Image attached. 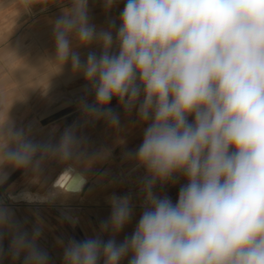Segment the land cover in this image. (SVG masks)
Returning a JSON list of instances; mask_svg holds the SVG:
<instances>
[{
	"label": "clouds",
	"instance_id": "1",
	"mask_svg": "<svg viewBox=\"0 0 264 264\" xmlns=\"http://www.w3.org/2000/svg\"><path fill=\"white\" fill-rule=\"evenodd\" d=\"M34 2L19 0L25 10ZM113 3L105 0L106 7ZM72 5L56 21L54 36L59 61L71 55L79 70L69 37L88 44L96 33L88 23L87 0ZM121 21L119 54H108L111 32L100 33L104 54H90L83 74L98 105L116 96L128 109L140 95L139 76V114L153 119L136 153L151 175L144 189L150 207L130 239L120 245L73 241L65 264H98L101 256L104 264H120L129 252V264H264V0H127ZM85 107L118 122L110 110ZM192 113L194 124L187 120ZM2 124L0 177L6 164L38 166L33 158L39 146L22 132L5 134ZM74 144L66 132L58 148L45 147L44 153L68 161ZM177 170L189 181L178 203L153 196L155 181ZM69 191L61 186L50 196ZM111 203L110 224L101 227L119 232L131 214L129 199L113 197ZM7 224L0 211V227ZM39 235L36 230L31 241L24 235L13 241L14 255L27 253L25 264H47V254L35 247Z\"/></svg>",
	"mask_w": 264,
	"mask_h": 264
},
{
	"label": "rangeland",
	"instance_id": "2",
	"mask_svg": "<svg viewBox=\"0 0 264 264\" xmlns=\"http://www.w3.org/2000/svg\"><path fill=\"white\" fill-rule=\"evenodd\" d=\"M126 2L127 0H115L113 3L115 7L120 8V19L123 12L121 9L125 8ZM72 6V0H36L25 10L19 0H0V122L3 121L2 129L5 134L15 133V120L24 115L26 121L23 123V135L27 141L38 145L39 141L47 142V138L45 133L38 131L41 123L29 121L31 115L63 113L70 109L93 114L88 112L85 106L100 108L101 113L110 110L111 114L128 110L116 96H113L107 105H98L92 82L84 77L83 66L88 56L93 54L99 59V55L105 51L103 43H70L71 52L79 56V70L74 69L71 55L65 62L59 61L55 27L43 19L57 21L64 17ZM105 7V0H87L88 23L94 29L97 26L94 22H89V17L97 12L106 13ZM111 16L109 15V18ZM137 86L142 91L143 85L139 76ZM40 130H43V127ZM10 147L14 148L15 145ZM45 147L49 145L43 144L40 148ZM5 166L7 173L2 181L7 179V182L4 187H0V211L7 214L8 224L0 227V264H25L27 253L14 255L13 241L20 235L31 241L36 230H39L40 235L35 241V247L47 254V264H65V249L73 241L114 240L120 245L131 238L141 216L147 206H150L146 202L147 193L144 190L147 179L139 185L130 186L114 184L113 181L107 184L96 182L89 188L87 197L80 199L79 196L65 193L50 196L55 193L57 179L52 183V179L47 176H34L31 166L23 168V177L20 179L23 184L16 185V167L10 164ZM138 170L140 176L146 175L147 178V170H143V165L135 169ZM132 171L133 169L123 171V176L128 177ZM24 189L33 191V194L40 192L39 194L49 197L50 202L16 205L11 194ZM151 191L153 196L159 199L158 186L153 185ZM113 197L129 199L131 214L119 232H113L110 227L102 230L101 227L104 223L110 224ZM26 231L31 233L32 237H28Z\"/></svg>",
	"mask_w": 264,
	"mask_h": 264
},
{
	"label": "crops",
	"instance_id": "3",
	"mask_svg": "<svg viewBox=\"0 0 264 264\" xmlns=\"http://www.w3.org/2000/svg\"><path fill=\"white\" fill-rule=\"evenodd\" d=\"M103 5L104 4H102V6ZM105 9L107 10L106 13L97 12L91 14L89 17V22H94L97 26L95 29L96 37L91 42L103 43L102 40L99 39V34L102 32H111L113 44L108 49V54L118 55L120 49L117 40V32L122 23L118 14L120 8L112 4L111 7H105ZM121 10H124V8ZM109 15L112 16L109 18ZM115 16L118 18H115ZM43 20L52 27L56 25L55 19L47 18ZM69 39L70 43L80 42L74 34L71 35ZM143 100L144 92L142 89L136 103L130 109L126 112L112 114L117 118V123H112L111 119L106 115L101 114L97 116L95 114L83 113L82 111H78V109L66 110L63 113L48 112L31 115V120L29 121L32 123H41L38 126V131L45 133L47 138V142H38L37 146H39V150L33 159L34 162L40 161V163L36 167L31 166L34 176H47L48 179H52L53 183L62 171L68 167H76L91 177L97 172L102 171L101 175L91 182L89 188L96 182L107 184L113 181L114 184L130 186L139 185L145 182L146 179L147 181L150 180L151 175L146 167L143 166V170H147V178L146 175L140 176L139 170L135 171L137 167L141 166L136 157V153L143 143L145 130L153 123L152 118L145 121L140 117L139 109ZM187 120L188 123L194 124V113L189 114ZM25 121L26 117L24 115L21 117L18 116L14 125L16 129L15 132L23 133V123ZM41 127H43V130H40ZM32 128H34V126ZM66 132L72 133L75 141L73 155L70 160L61 161L58 156L45 154L44 149L40 148L43 144L49 145L52 149L58 148ZM233 150L234 149H230V151ZM130 169H133L131 175L128 177L123 176V171ZM3 173L4 175L0 177V187H4L7 182V179L6 181H2L7 173L6 166L3 167ZM22 177L23 167H16V185L23 184L22 181L20 182ZM188 182V177L184 172L182 170H177L174 171L167 180L158 178L154 185L158 186L159 199L167 198L173 205H176L179 200L181 188L186 186ZM76 205L77 204H75V206ZM70 207L74 206L70 205ZM149 207L147 206V209ZM14 213L19 220L16 212ZM25 233L28 237H32L31 233L28 231ZM131 258L132 253L129 252L121 259L120 264H129ZM98 264H104L103 256L100 257Z\"/></svg>",
	"mask_w": 264,
	"mask_h": 264
},
{
	"label": "bare ground",
	"instance_id": "4",
	"mask_svg": "<svg viewBox=\"0 0 264 264\" xmlns=\"http://www.w3.org/2000/svg\"><path fill=\"white\" fill-rule=\"evenodd\" d=\"M69 169H72L70 180H68L66 177V173L68 172ZM101 173L102 171L97 172L94 176L91 177L87 173L77 169L76 167H68L56 177L57 180L55 179L56 184L54 190L56 192L57 189H59L61 186H64L68 189H71V191L67 192L66 194L72 196H79L80 199H85L87 197L86 194L90 187L91 182L96 177L100 176ZM43 197H47V196L41 195L39 193L33 194V192L31 191H20L18 193L11 194V198L16 205L17 203L18 205L20 203H29L32 205L38 203L40 204L41 202H50L49 197H47L46 199H41ZM62 200L65 201L63 198Z\"/></svg>",
	"mask_w": 264,
	"mask_h": 264
}]
</instances>
